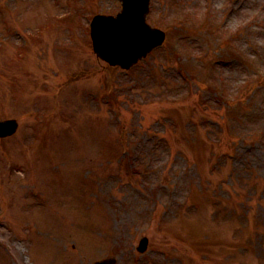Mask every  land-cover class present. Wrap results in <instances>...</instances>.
<instances>
[{
  "label": "rangeland",
  "instance_id": "1",
  "mask_svg": "<svg viewBox=\"0 0 264 264\" xmlns=\"http://www.w3.org/2000/svg\"><path fill=\"white\" fill-rule=\"evenodd\" d=\"M119 10L0 0V264H264V0H151L128 71L89 35Z\"/></svg>",
  "mask_w": 264,
  "mask_h": 264
},
{
  "label": "water",
  "instance_id": "2",
  "mask_svg": "<svg viewBox=\"0 0 264 264\" xmlns=\"http://www.w3.org/2000/svg\"><path fill=\"white\" fill-rule=\"evenodd\" d=\"M123 11L116 17L96 16L91 23V36L96 54L129 67L138 58L159 46L164 34L144 22L148 0H123ZM14 121L0 122V134L11 133Z\"/></svg>",
  "mask_w": 264,
  "mask_h": 264
}]
</instances>
